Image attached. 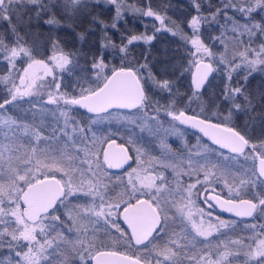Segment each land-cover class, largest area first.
<instances>
[{"label":"snow or ice","instance_id":"obj_1","mask_svg":"<svg viewBox=\"0 0 264 264\" xmlns=\"http://www.w3.org/2000/svg\"><path fill=\"white\" fill-rule=\"evenodd\" d=\"M102 2L114 6L112 29L118 28L124 12L130 10L156 22L152 34L147 30L131 34L119 45L103 39L100 55L89 57L84 53V64L81 65V53L66 52L52 35L48 37L52 63L37 58L38 37L30 42L29 33L21 31V25L27 28L32 24L31 15L27 21L24 19L25 14L31 13H35L37 26L43 20L49 33L58 27H72L81 17L91 16L96 24L99 18L93 15V4ZM205 2L211 7L210 0ZM191 6L194 14L189 13L187 19L189 33L182 27L183 22H176L154 8L151 0L128 7L126 0H0V22L8 25V32L0 33V62L7 63L8 73L0 76V84L7 93L0 101V249L7 247L9 256L14 253L15 257L7 259L6 264H53L54 261L56 264H152L153 260L155 264H184L185 260L189 264H264V238H261L264 232L252 237L256 241L255 247L246 244L242 238L219 239L215 259L207 252L199 256L192 254L202 244L208 249L212 245L210 237L214 234L229 235L221 229L234 230L236 226L235 221L219 217H215L218 223L209 220L206 225L202 209H198L201 219L197 222L192 211L197 195L204 196L206 204L213 201L221 211L236 217H264V140L254 143L245 131L232 124L236 113L252 108L253 97L244 85L233 86L231 83L234 74L241 71L245 72L246 82L252 73H264V23L254 22L252 16L255 12H264V0H240L239 4L237 0H221V4L207 14L201 0H191ZM229 8L244 17L243 23L229 15ZM99 26L107 37L109 25L100 20ZM204 26L209 29L218 26L220 29L218 35L207 34L211 44L205 40ZM158 33L179 37L178 51L182 50L191 57L187 66L183 63V56L174 63L170 60L171 72L167 68L165 71L169 78H158L145 56L143 63L138 62L139 67L122 65L113 67L110 73L107 71L104 50L109 46L118 49L122 60H126L132 50L130 46L142 43L149 46L150 51ZM80 38L83 39V34ZM257 42L258 48L255 46ZM217 43L223 47L218 59L213 50ZM173 55L177 56L178 52ZM17 61L26 62L22 71ZM221 65L227 83L217 109L226 106L228 111L221 120L220 112L213 110L212 115L218 121L213 122L203 115V97L212 84L210 77ZM76 69L84 74V83L78 82L75 86L80 89L78 96L74 92L70 94L63 85V77L58 79L56 75L57 70L77 74ZM37 70H41L42 75H38ZM89 73L93 80L88 79ZM186 73L191 75L190 94L185 93L187 107L195 101L200 106V113L188 114L185 108L178 107L179 84ZM49 76L51 81L45 80ZM172 76L176 78L172 79ZM146 81L169 95L167 105L150 103ZM261 96L264 98V92ZM25 104L28 105L26 111L32 114V122L12 111L23 110ZM74 108L90 114L86 118L88 127L79 118L82 114L74 112ZM152 108L155 111L150 113ZM161 111L171 121L191 127L211 141V144H204L197 138V145L189 149L191 155L187 157V168L184 169L189 176L202 172L203 181L198 178L186 189L178 187L173 191L162 174H148V169L143 167L146 150L137 147V167L125 170V185L119 172L109 170L124 169L129 164L132 159L129 149L112 138L116 134L112 130L98 147L91 125L119 116L140 126L142 131L144 128L149 132L163 130L166 134L182 131L176 124H168L165 128ZM261 124L264 126V120ZM128 143L135 145L131 137ZM249 148L251 152L246 151ZM221 150H227L228 154ZM252 158L259 161L258 167L255 163H246ZM174 166L175 162L164 164V167ZM234 172L242 173L238 186L228 183L229 179H237ZM219 179L225 180L230 198L209 194V188L215 192L212 185ZM201 183L203 193L197 188ZM117 188H122L123 192L113 198L112 193ZM248 191L253 193L250 198H246ZM80 197L87 199L81 204L77 202ZM173 207L178 216L171 212ZM208 207L211 208L212 204ZM62 209L67 221H71L68 225L70 232L73 227L77 231L83 229L76 241L65 239L57 231L61 224H67L59 215ZM207 215L211 217L213 214ZM121 219L127 225L126 229L119 223ZM177 223L179 232L175 230ZM251 227L255 229V225ZM261 228L264 229V225ZM170 230L172 236L161 245L160 241ZM101 231L108 236L118 233L116 241L123 239L128 251L97 247L96 233ZM221 248L223 250L219 251ZM140 252L149 255L132 254ZM241 256L245 259L240 260ZM0 264L5 262L0 261Z\"/></svg>","mask_w":264,"mask_h":264},{"label":"trees","instance_id":"obj_2","mask_svg":"<svg viewBox=\"0 0 264 264\" xmlns=\"http://www.w3.org/2000/svg\"><path fill=\"white\" fill-rule=\"evenodd\" d=\"M151 2L154 8L159 9L162 13H166L167 16L171 17L172 20H175L176 22H183L182 27L184 28V30L189 33L191 32V30L188 29L187 27V19L190 18L189 13L194 14V9H192V6H191V0H151ZM239 2L240 0H237L238 4ZM144 3H146V0H126V7L131 6V5L139 6ZM201 3L204 6L205 14H207L210 11H214L216 6L221 4V0H210L211 7H209V4L205 2V0H201ZM92 11H93V15L99 18L96 24H93L91 16L81 17L78 19V22L74 24L72 27H67V26L58 27L54 29L52 33H49L47 31L48 26L43 24V20L39 21V26H37V21L35 19V13L25 14L24 19L26 21L29 15L32 16V24L27 28L24 25H21L20 26L21 31L22 32L27 31L29 33L28 39L30 42L33 39H36L38 37V39H36V43L39 46L38 48L39 55L37 58L42 57L44 59L48 55L49 50L51 48V43L48 40V37L49 35H52V36H55L60 41L62 48L66 52H80L81 53L80 62H81V65H83L84 64V56H83L84 53H87L89 57L91 55H97V56L100 55L101 40L110 39V40L115 41V43L119 45L122 40L126 41V37L128 35L140 34L144 32L145 30H147L148 34H152L153 24L156 23L151 18L141 17L138 14H133L130 10H126L124 12V18L118 22V28L112 29L110 25L113 22V18L115 16V9L113 5L106 4L103 2L99 4L94 3ZM227 11L230 16H234L237 20L243 23L244 17L240 13L234 12L233 9L231 8L227 9ZM252 16L254 18V22L264 23V12H255L252 14ZM220 19L222 21L223 16H221ZM100 20H102L105 24L109 25V27L106 29L108 33L107 37H104L103 31L101 30L99 26ZM63 23L64 22L62 21V24ZM169 23L171 24V21ZM204 31L206 33V36H205L206 42L211 44L212 41L207 34L210 33L211 35H218L220 29L218 26H215L212 29H209L207 26H204ZM7 32H8L7 23L0 22V33H7ZM81 34H83V39L80 38ZM157 36H158V39L153 42V46L151 47L150 51H149V46H146L142 43L138 45L130 46L132 50L129 53L128 59L126 60H122L121 55L118 52V49H113L111 46H109L107 49L104 50L106 62L109 64L107 71L110 73L113 67H120L122 65L139 67V63L144 62L145 56H147L149 67L152 69L153 73L158 78H169V76L165 75V71L167 68L168 72L169 73L171 72V65L168 64V61L170 60L174 63L179 59L180 56H183L184 57L183 63L187 66L188 60L191 59V57H188L187 54L183 53L182 50L178 51V46L181 44L179 37H172L168 33H158ZM9 38H10V34H9ZM245 39L247 38L245 37ZM255 46L258 48L259 42H257ZM213 50L217 52V59H218L219 52L223 51V47L217 43ZM240 50L242 51L243 47H241ZM174 52H178V55L174 56L173 55ZM229 59H231V53L229 54ZM17 64H18V68H21L22 63L17 61ZM222 69H223V66L222 65L219 66V69L213 72L210 78L212 81V84L210 87L207 88V91L205 92L204 97H203L205 107L207 105H212V106L216 105L215 104L216 101L219 100L217 98L222 97L221 95L217 96V93H216V91H219V90L223 92L225 83H227L225 72ZM76 73L77 74H69L65 72V73H60V74L56 73V75L57 77L59 75V78L63 77V85L67 87V90L70 94L74 92L78 96L80 94V89L75 86L77 85L78 82L82 83L83 81L82 76L84 74L80 73L79 69H76ZM7 74H8L7 73V63L0 62V76H4ZM90 75L91 73L88 74V79ZM176 75L178 76L179 73H176ZM244 75H245V72L243 71L239 72V74H234L233 80L231 82L232 85L233 86L244 85L246 89L248 90V92L251 93V95L254 93L260 94L264 92V73H262L261 76L259 72L252 73V75L248 77L247 82L244 80ZM145 76H147V72H145ZM188 77H189V73H186L185 78L181 79L180 84H179L180 96H178L177 99L180 101V104L183 103L184 99H187V95L185 93L190 94L189 92L190 86L188 82ZM171 78L175 79L176 77L172 76ZM214 78H217L218 80L216 82H213ZM146 83L154 89L157 95L162 96V97L168 95L167 93L161 92L160 90L154 88L150 81H146ZM211 87L213 88L211 89ZM6 94L7 93L4 90V85L0 84V101H2V99L4 98ZM178 107L184 108V106L182 107V105H178ZM185 109L187 110L188 114H191V113L196 114L195 113L196 111L191 109L190 107H186ZM74 112L81 113L80 111H75V110ZM241 113L240 112L238 113L239 115L237 117V121H234V124L238 125L240 121H244V122L253 124L255 127H264L261 124V121L264 120V98H262L261 94L258 98V103L256 104L253 103V106L251 109H248ZM85 125L89 126V124H85ZM107 126L108 124H104V123L91 125L94 132L101 134L97 140L98 147L101 146L100 141L104 137L109 135L110 129L107 130ZM115 130H116L115 131L116 134L114 135V137L117 139L119 143L126 145L129 151H131V153L133 154L132 149H131V144L128 143L129 140H127L126 138L121 139L117 135L118 134H122L124 136L128 135L127 138L129 139V137L134 132L129 130V133H128V131H125V130L123 131H121L120 129H115ZM89 137L92 138V134ZM150 154H152L151 155L152 157L158 158L152 153V150ZM178 154L184 155V156L191 155L190 153H187V152H180ZM119 173L122 175L124 183L126 185L127 181L125 179V175H126L125 171L119 172ZM200 174H203V173H200ZM241 174L242 173H239V176ZM169 178H173L171 180L172 184L174 183L175 186L182 187L185 189L188 187V185L192 181H195L196 173L192 174L191 176L184 173L180 177L179 176L169 177V175H167L168 181L170 180ZM233 181L234 180L229 179L228 183L230 185L235 183L238 186V182L236 183ZM113 183L116 184L118 182L113 181ZM216 190L219 191L218 188ZM122 192H123L122 188H117L112 193L113 198H115L117 194L122 193ZM217 194H219L222 197H226L224 193L221 194V192L219 193L217 192ZM252 195L253 193L251 191H248L246 198H250ZM86 199H87L86 197H80L79 201L77 202L82 204ZM170 210L174 215H177V216L179 215L175 208H171ZM59 215L62 217L63 220L67 221L65 210L62 209ZM217 215L222 218H225L219 213H217ZM225 219H228V218H225ZM250 220H252V218L244 219V220H235V221L236 223H240V222H248ZM70 224L71 222L69 221H67V224H61L57 228V231L61 232L65 239L71 238L72 241H76L77 236L83 233V229L81 228L79 231H77V229L73 227V230L70 232L68 229V225ZM175 230L179 232L180 230L179 223L175 225ZM89 232H91V229H89ZM53 235H55V233H53ZM247 235H248V232H243L242 234L243 237L241 238L245 240L246 244L248 243L252 244V241L251 242L248 241ZM118 236H119L118 233H115L113 236H108L102 231L98 232L96 233V239H97L95 241L96 246L106 247L108 250L118 249L121 252L128 251L127 244L123 242V239H121L119 242L116 241V237ZM171 236H172V232L170 230L168 235L165 236L164 240L160 241L161 245L166 243L167 240ZM219 239H225V238H221V237L218 238V236L214 234L213 237H210V240H212V245L208 249H204L203 244H202L201 247L194 250L192 254L199 256L200 254L207 252L212 256L213 259H215L217 251H218V249L216 248V244ZM222 250H223L222 248L219 249V251H222ZM132 254H138L140 256L149 255V253L147 252L132 253ZM152 255H154V253H152ZM14 258H15L14 253H12L11 256H9V250L7 249V247L0 249V261H4L6 264L7 259H14ZM239 259L243 260L245 258L241 256ZM53 264H56V262L54 261ZM152 264H155L154 260ZM184 264H189V261L185 260Z\"/></svg>","mask_w":264,"mask_h":264},{"label":"rangeland","instance_id":"obj_3","mask_svg":"<svg viewBox=\"0 0 264 264\" xmlns=\"http://www.w3.org/2000/svg\"><path fill=\"white\" fill-rule=\"evenodd\" d=\"M51 55H52V49L50 48L49 53L46 56V58L43 59L42 57H40V59H43L46 62L51 64L52 62L49 59V57ZM18 62L22 63L21 68H19V70L22 71L23 67H26V62H23V61H18ZM60 73L61 72L59 70H57V74H60ZM37 74L42 75V71L37 70ZM259 74L261 76L262 73L259 72ZM57 78L59 79V75ZM51 79H52V77H50V76L45 77V80H47V81H51ZM93 79H94V77L92 75H90L89 80H93ZM217 80H218L217 78H214L213 82H216ZM188 82H189V77H188ZM37 83H41V81H37ZM81 84H83V81ZM85 86H87V85H85ZM213 86H215V85H213ZM146 87L149 90L150 103L152 105H155L157 102H159L160 105H167L169 103V99H170L169 95H166L163 97L159 96L154 91V89L152 87H150L147 83H146ZM212 88L213 87H211V89ZM216 93L218 96V95H221L222 92L219 90V91H216ZM260 94L259 93L252 94L254 104L258 103V98H259ZM217 99H219V100L216 101V103H215L216 105H214V106L207 105L205 107V112L203 113V115H205L206 118L211 119L213 122H218L217 117L212 115L213 110H218L220 112V119L221 120L223 118V115H226L227 111H228L226 106L221 107L219 109H217V107H215V106L220 105L222 103V97L217 98ZM179 105H182V107L184 106V108H186L187 107V99H184L183 103L179 104ZM49 107H52V106H49ZM190 108L195 110L196 111L195 113L201 112L199 104L195 101L192 103ZM27 109H28V105L25 104L23 110L22 109H13L12 111L15 113V115L25 118L28 122H32V114H31V112L26 111ZM74 110L78 111L75 108L73 109V111ZM113 111L114 112L115 111L126 112L127 110H113ZM149 111L151 113V112H154L155 109L152 108ZM78 114H82L79 116V118L83 121L84 126L88 127V125H85V124H89V121L86 119L87 116H89V115L83 114V113H78ZM191 114H193V113H191ZM238 115L239 114L236 113L232 118V124L234 126H236V128L238 130L245 131L247 133L248 137L254 143H259V141L264 140V137L259 136L260 138H258L257 136H255L258 134L255 132V130L253 128L255 126L253 124H250V123L244 122V121H240L238 123V125L234 124V121H237ZM161 117H162L163 121L165 122L164 123L165 128L168 127V124H176L177 128L182 130L180 128V126L177 124V122L171 121L169 117H167L166 115L163 114V111H161ZM103 123L108 124L107 130L112 129V131L114 130V132L116 131L115 129H120L121 131L125 130V131H128V133H129V130H131L132 132L134 131V133L130 136L135 141V145L131 144V149H132L133 156H134L132 168L137 167V153H136L135 149L137 147H140V148L146 150V155L144 156V160H143V167L148 169V174L151 175L153 172L160 173L164 177H166V179H167V175H169V177H174V176L180 177L182 174L185 173L184 169L187 168V157L189 155L184 156V155H179L178 153H180V152L190 153L189 149H194V146L197 145V138L198 137H193L196 135H192V133L186 132L184 130H182L180 132L169 131L167 134L163 130H161L159 132H157L155 130L152 132H149L148 128H144V130L142 131L140 126H138L136 124L129 123L127 120H124L119 116L109 117V118H107V119H105V120H103L97 124H103ZM258 130H260V129H257L256 131L259 132ZM91 134L92 133L90 132L89 136H91ZM100 135H101L100 133H96V140H98ZM117 136L121 139L126 138L127 140H129L127 138L128 135L124 136L122 134H118ZM199 139H200V137H199ZM141 141H145V143L141 144L142 143ZM200 141H202L204 144H208L202 139H200ZM151 150H152V153L158 158H154L151 156L152 155V154H150ZM246 151L251 152V149L250 148L246 149ZM100 156H101V154H100ZM182 158H184V159L182 160ZM193 158H195V157H193ZM213 158H215V157H213ZM173 162H175L174 167H164V164H172ZM246 163L251 165V164L255 163V159L254 158L249 159ZM237 167H239V166L237 165ZM128 171H131V169H129ZM200 173H202V172H200ZM200 173H199V175L196 174V179L199 178L201 181H203V174H200ZM234 176L237 179L234 180L233 182L237 183L238 178H239V172H234ZM125 179L127 181V175H125ZM169 179H170L169 181L167 179V182H168L167 186L170 189H172L173 191H175L178 187L175 186L174 183L172 184L171 180L173 178H169ZM196 179H195V181H196ZM195 181H192L191 183H195ZM159 182L160 181H157V183H159ZM212 187L215 188L214 193L221 192V194L222 193L225 194L226 197H224V198H230L228 187H225V180L224 179H219L217 182H215L212 185ZM197 188L199 189V191L201 193L204 192L203 183L198 184ZM217 188L219 189V191L216 190ZM209 192H212L211 188H209ZM194 204H195V207L192 209V211H193V215L195 216V219L197 222H199L201 219L200 215L198 214V209L204 210V212H205L204 220H205L206 225H207L209 220H212L213 223H218V221L215 219V217H219L220 219H225V218L218 216L212 207L211 208L208 207L209 203H207V204L205 203V197L204 196L197 195L194 198ZM173 208H175V207H173ZM176 211H177V209H176ZM184 211L187 212L188 209L185 208ZM207 213H212L213 215L211 217H209L207 215ZM225 220L235 221V220H231V219L230 220L225 219ZM69 222H71V221H69ZM237 224H239V225H237ZM246 225H248V226L246 227ZM252 225H255V229H253L251 227ZM261 225H264V217H259V216L252 217V220H250L248 222L236 223L234 230L233 229H227V230L221 229V232H228L229 233V235L227 237H221L219 233H216L215 235L218 236V238L221 237V238H225V239L230 240V239H235V238H239V237L241 238V237H243L242 236L243 232H248L247 239L249 242L252 241V246L255 247L256 241L254 239H252V237L256 236L260 232H264V229L261 228ZM189 230H190V227H189ZM261 238H264V237H261Z\"/></svg>","mask_w":264,"mask_h":264},{"label":"water","instance_id":"obj_4","mask_svg":"<svg viewBox=\"0 0 264 264\" xmlns=\"http://www.w3.org/2000/svg\"><path fill=\"white\" fill-rule=\"evenodd\" d=\"M210 78H211V77H210ZM190 82H191V75L189 74V86H190ZM75 109L78 110V111H80V112H84V113L88 114V113L86 112V110H84V109H80V108H75ZM88 115H90V114H88ZM177 124H178V122H177ZM178 125H179V124H178ZM179 126L182 127L183 129H186V130H188V131H191V132L196 133L197 135H200L201 137H203L204 139H206L207 141H209V142L211 143V141H210L207 137H204L203 134L200 133V132H198L197 130H195V129L191 128V127L185 126V125H179ZM214 146H215V145H214ZM104 147H106V145H104ZM225 151L227 152V150H225ZM102 158H103V154L101 153V160H102ZM130 163H131V160L129 161V164H126V165H125L124 169H120V170L113 169V170H109V171H119V172H121V171L125 170V169L130 165ZM255 165L258 167V165H259V161H258V160H255ZM209 194L218 195V194H216V193H212V192H209ZM218 196H219V195H218ZM221 198H222V199H225V198H223V197H221ZM208 203H209V204H212V208L214 209L215 212L221 214V215L224 216L225 218H229V219H233V220H244V219H249V217H236V216H234V215L231 214V213L223 212V211L220 210L219 207H217V206L215 205V203H214L213 201H210V200H209ZM119 223L121 224V226H122L123 228H125V229L127 228V225L124 224V222H123L122 219L119 221ZM108 259H111V258H108Z\"/></svg>","mask_w":264,"mask_h":264},{"label":"flooded vegetation","instance_id":"obj_5","mask_svg":"<svg viewBox=\"0 0 264 264\" xmlns=\"http://www.w3.org/2000/svg\"><path fill=\"white\" fill-rule=\"evenodd\" d=\"M81 113H83V114H86V113H84V112H81ZM88 115V114H87ZM182 130H184V131H186V132H189V133H192V135H196V136H193V137H200V139H202V140H204L206 143H208V144H211L209 141H207L206 139H204L203 137H201L200 135H197L196 133H194V132H191V131H188V130H186V129H183L182 127H180ZM254 128V130H255V132L258 134V135H255V136H257L258 138H260V137H264V127H253ZM257 129H260V130H258L259 132H257L256 130ZM110 130H112V129H110ZM114 131V130H113ZM131 131V130H130ZM134 132V131H133ZM260 136V137H259ZM113 139H115L116 140V142L118 143V144H122V143H119L118 141H117V139L113 136L112 137ZM142 143L141 144H143V143H145V141H141ZM124 145V144H123ZM104 146V145H103ZM126 146V145H125ZM213 147H216V146H214V145H212ZM127 147V146H126ZM221 151H224V152H226L225 150H221ZM129 154H130V156L132 157V159H131V163H130V166L131 167H127L125 170H129V169H131L132 168V165H133V154L131 153V151H129ZM256 160V159H255ZM125 170H123V171H121V172H124ZM112 172H119V171H112ZM217 194V193H216ZM219 195V194H218ZM220 196V195H219ZM220 197H222V196H220ZM224 198V197H223ZM225 199H227V198H225ZM217 213V212H216ZM229 219V218H228Z\"/></svg>","mask_w":264,"mask_h":264}]
</instances>
